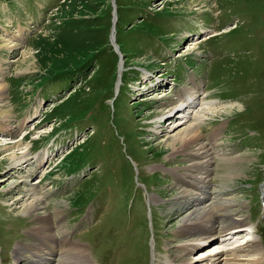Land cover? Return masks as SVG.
I'll list each match as a JSON object with an SVG mask.
<instances>
[{
    "label": "rangeland",
    "instance_id": "1",
    "mask_svg": "<svg viewBox=\"0 0 264 264\" xmlns=\"http://www.w3.org/2000/svg\"><path fill=\"white\" fill-rule=\"evenodd\" d=\"M116 6L118 51L111 41L113 0H0V149L20 144L32 158L9 162L0 151V264L37 260L30 255L37 251L21 247L39 246L44 238L37 233L54 227L62 244L65 231L84 245L92 264H168L192 241L178 234L185 218L216 199L230 202L231 218L250 227L235 229L233 243L254 238L264 246V0H116ZM42 13L41 32L28 45H15L13 30L31 18L41 23ZM29 51L34 70L22 73L19 62ZM146 71L169 84L154 93ZM194 79L213 88L203 109L211 102L217 109L199 127L198 145L216 156L209 167L212 195L202 204L192 201L194 187L172 178L201 177L208 164L164 150L162 141L184 125L177 113L159 119ZM217 128L222 133L215 138ZM38 152L42 162L50 159L35 167ZM34 201L38 210L24 214ZM218 238L212 248L198 244L187 264H202L224 246ZM66 250L51 264L80 258Z\"/></svg>",
    "mask_w": 264,
    "mask_h": 264
},
{
    "label": "bare ground",
    "instance_id": "2",
    "mask_svg": "<svg viewBox=\"0 0 264 264\" xmlns=\"http://www.w3.org/2000/svg\"><path fill=\"white\" fill-rule=\"evenodd\" d=\"M207 2H208V0H191L192 4H199V5L207 4ZM113 35L116 38L115 31L113 32ZM208 37H206L205 39L206 40L209 39ZM202 40H203V38H202ZM198 41L199 40H197L196 43H199ZM27 58H29L31 60L30 61L31 63H32V61L34 62L36 60L35 56H33L30 51L24 53L22 55V59L19 62L21 67H22V70H21L22 73L31 72L34 70L32 68L33 63L31 64L30 62H27L26 61V60H28ZM120 77H121V74H120ZM147 78H148L147 82L153 81V83H155V79L153 77H151L149 72H147ZM192 84L193 83L191 81V85H188V86H186L187 88L184 87L180 90L181 93L179 92L180 94L178 93L179 95L177 94V96H176V98L178 97V99L177 100L175 99L176 100L175 102L166 105L164 110H167V109H169V110L166 113H164L163 115H161V118H159V119H160V121L167 119V118L168 119H171V118L174 119L175 114H176L175 112L177 111V114H180V115H178V118L180 117V120H179L180 124L184 125V127L176 133H174L175 129L173 131H172V129H170V131H172L171 133H174L172 136L168 137V134L169 135L171 134L169 131H168V134L165 133L166 135H164V137L166 136V137H168V139L162 141V143H163L162 145L164 146L163 147L164 150L165 149L169 150V152L172 153L171 156H173V155L195 156V157L201 158L202 161H205V164L206 163L208 164V166H206L204 163L201 164L203 166L205 165V169H206L205 172L206 173L203 172V173H205V175L202 173V176L199 178L204 180L205 186H204L202 192L197 197H195V201L202 202V201L208 199V191L207 190H209V185L212 183V181H208V179L210 177V173L212 171V168H209V167L215 158L214 157H212L210 159L208 158L210 155L208 156L207 152H206L207 145L205 146L202 143L200 145H198V142L201 140V137H200L201 129L199 127L201 125H204L206 120L208 119L207 118L208 115H210L211 113H213L217 109L214 107L215 106L214 102L209 103L208 108L203 109V106L205 104V100L208 97L204 98V101L202 104H201V101L203 100L202 96L205 95L206 91H204L202 86L200 84H197L196 82H194L193 87L190 88L192 86ZM4 87L5 86H3V88L0 90L1 91L0 92V104H2L4 99H5ZM154 88H157V87L155 86ZM153 92L157 93L158 91L155 89V91H153ZM193 99H195V101L198 104L195 107L191 105V102ZM53 107H55V106H53ZM193 114L195 116H191ZM4 127L5 126H3L2 128H4ZM11 128L12 127H9V129H11ZM216 131H217V133H216L217 135H221L220 129H216ZM25 135L22 137L23 141H24ZM12 144H13L12 146H3V148L0 149V151L1 150L2 151L4 150V152L7 151L6 154L8 157H5V158L6 159L9 158L8 159L9 162L10 161H16L18 163H22V162L27 163L29 161L27 159H29L28 157L31 155V154H29V151H26L23 148H20L22 146L20 144L19 145L14 144V143H12ZM7 145H9V144H7ZM19 149L22 150V153H20V155L18 153V151H20ZM194 150H196L197 153H195V154L190 153V152H194ZM22 155H24V156H22ZM39 157H40L39 155L36 156V163H37V160L38 161L40 160V162L37 164H40L39 166H41L44 163V161L42 162L41 157H40V159H39ZM44 158H45L44 160H46V157H44ZM17 160H19V161H17ZM232 161H229V162L231 163ZM234 161H236V159ZM198 162H199V160H198ZM197 164H190V166L192 165V166L199 167L200 165H197ZM36 165H35V167H36ZM12 168L15 169V168H19V167H13L12 166ZM165 171L168 173L172 172L174 174L178 173V169H174V170L166 169ZM180 175L181 174H178V176H180ZM181 176L185 177V175H181ZM234 176H237V175H234ZM230 177H233V174H231ZM34 190H36V189L28 190L27 195H29V196L33 195L31 192ZM181 193L180 194L182 196L186 195V197H184L186 200H188V199L191 200L192 196L189 194V192L185 191V192H181ZM150 200L154 201V202L160 201L159 198L157 199V197H153ZM39 201H34L31 203L27 202L28 205L25 206L26 211L24 214L30 213V211H32L31 209H34V211L35 210L37 211L38 207H37L36 203H38ZM192 201H194V200H192ZM190 202L186 201V203H190ZM191 203H193V202H191ZM200 204H202V203H200ZM230 204H231L230 202H226L225 200L216 199L215 202L212 201V203L209 206L204 205L202 207H198L197 211H195L194 213H191L187 218H185L183 225L181 226V228L178 231V234L181 237L184 235H188L190 238H193V239L186 246H182L183 245L182 244L181 247H179L177 249V255L173 256L172 258L167 259L168 260L167 263L168 264H187V256L190 255V253L193 250H195L198 246H200L198 244L201 243V245H202V242H208V240L210 242H212L215 239V236L220 234L221 235L220 237H222L224 240L222 242L225 245L221 246L222 243H220L221 245H219L217 247V249H215V251L213 252V254L211 256L209 255V257H207V259L205 258V261L203 259L202 264H216V263L220 264L221 261L224 259V257H226L224 264H244L243 259H245V258H246V261H248L247 264H264V247L261 246V244L259 242L249 241V242H246L245 245H242V244H237L238 241L237 242L235 241L234 243H236V245H232L234 243L230 241V239H231L230 236L233 237V235L236 234L235 229H237L239 227L244 229L245 227H249V226H247L245 221H240V220L235 221L234 218H231V216L229 215L230 212H227V210L230 211L232 208V204L231 205ZM34 211H32V212H34ZM221 219H226V221L221 222ZM38 220H45V219H43V217H39ZM246 229H248V228H246ZM36 230H38V229H36ZM54 230H55L54 228L45 229L44 232L46 234H44V235L41 234L42 232L37 233V234L41 235L44 238V240L46 241V242L43 241L41 247H38V246L32 247V246H28L26 244L27 246L21 247V248L22 249L29 248L32 251L37 250V252H40L41 254H42L41 251H43L44 254H42V255H44V256L41 259V261H42L41 264H48V262L51 260L48 257H51V255H54V253H56L57 249L59 251H64L67 249L65 251V253H68V255H74L76 253L74 255V257L75 256L80 257V258H76L75 259L76 262L71 263V264H92V260L90 258V254L88 252V249L84 245H82L80 242H77V241L72 240V239L68 240L69 233H66L65 231H61V233H64L66 235V240H64V242L62 244L61 242L58 241V238H57L58 232L55 230V232H57V233H55ZM38 232H40V229L38 230ZM53 232L56 235H54ZM237 232L240 233V229ZM203 236H205V237H203ZM226 245L227 246L229 245L230 247H227ZM213 247H215V245ZM204 256L205 255L203 253L200 257L203 258ZM59 264H64V263H59Z\"/></svg>",
    "mask_w": 264,
    "mask_h": 264
},
{
    "label": "water",
    "instance_id": "3",
    "mask_svg": "<svg viewBox=\"0 0 264 264\" xmlns=\"http://www.w3.org/2000/svg\"><path fill=\"white\" fill-rule=\"evenodd\" d=\"M113 6H114V19H113V31L115 30V25H116V21H117V11H116V0H113ZM112 44L114 45V47H116V44H115V39L114 37L112 36Z\"/></svg>",
    "mask_w": 264,
    "mask_h": 264
}]
</instances>
